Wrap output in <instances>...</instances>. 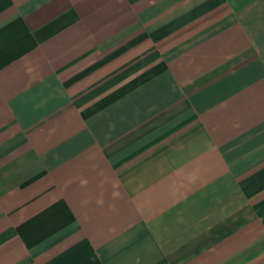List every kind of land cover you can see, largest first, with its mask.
<instances>
[{
  "label": "crops",
  "instance_id": "1",
  "mask_svg": "<svg viewBox=\"0 0 264 264\" xmlns=\"http://www.w3.org/2000/svg\"><path fill=\"white\" fill-rule=\"evenodd\" d=\"M0 264H264V0H0Z\"/></svg>",
  "mask_w": 264,
  "mask_h": 264
}]
</instances>
